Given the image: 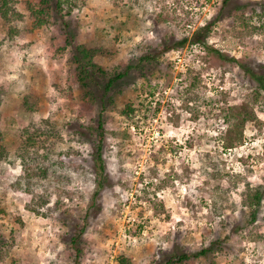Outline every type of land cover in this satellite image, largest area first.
Here are the masks:
<instances>
[{
    "label": "rangeland",
    "instance_id": "1",
    "mask_svg": "<svg viewBox=\"0 0 264 264\" xmlns=\"http://www.w3.org/2000/svg\"><path fill=\"white\" fill-rule=\"evenodd\" d=\"M70 1L71 39L51 4L40 24L26 7L38 0L0 17V264H164L213 241L182 264H264V195L255 219L245 202L248 189L264 193V92L253 101L255 83L210 51L264 71V0L220 11L222 0ZM213 17L206 48H172L110 92L99 187L85 127L102 104L80 87L72 45L98 48L101 94L109 76ZM25 128L43 133L31 156L45 174L18 158Z\"/></svg>",
    "mask_w": 264,
    "mask_h": 264
},
{
    "label": "trees",
    "instance_id": "2",
    "mask_svg": "<svg viewBox=\"0 0 264 264\" xmlns=\"http://www.w3.org/2000/svg\"><path fill=\"white\" fill-rule=\"evenodd\" d=\"M84 2V0H79ZM230 0H222V4L219 7V11L224 9L227 3ZM15 0H0V17L5 21L10 23L14 18V13L18 14L13 7ZM51 4L52 11L56 14L58 19H64L65 13L67 15L71 14V10L73 8L74 3L70 0H38L36 4H32L30 2L26 3V7L32 13L37 20V24L45 21V13L47 5ZM65 12V13H64ZM215 21V17L212 20L206 22V24L198 27L191 37H184L178 41L168 42L166 40L159 42L153 50H150L142 55H140L135 64L127 65L123 70L115 72L113 75L109 76L107 82L103 85L102 93L99 94L97 92V86L99 85L94 78L95 70L102 72V69L96 67L93 63L92 59L97 54L98 48L88 46L86 44H73L72 52L73 58L77 64L76 77L80 87L84 90L85 94H89L92 96V100H100L101 109L98 111L96 117L93 119L92 124L87 125L85 127L88 138H91L94 146L93 150V161L95 168L99 174L98 186L103 187V182L107 179L106 171H105V162L103 158V142H104V130H105V122L103 118L102 111L106 107V98L110 99V92L115 89V86L120 83V81H128L131 76V70L134 68L136 71L144 72V66L148 64H152L156 62L158 57H161L165 52L172 48H177L179 46H183L186 42H192L195 44H199L207 47L205 43V37L210 31L211 26ZM63 25L66 27L64 30L66 36L71 39L72 33L69 31V25L66 21L63 20ZM13 31V30H12ZM11 31V32H12ZM210 51H214L220 58L228 60L236 64L245 74L246 76L255 83V86L251 88V98L253 101L257 100L260 97V91L264 92V71H257L252 66L247 63L242 62L239 59L234 57H228L225 54L221 53L218 50L210 49ZM100 88V85H99ZM126 110H123V114L129 116L132 113L133 108L131 105L126 104ZM102 110V111H101ZM247 119V118H246ZM245 117L241 119L240 124H242L245 120ZM82 132V131H81ZM83 134V132H82ZM43 133L39 131L37 128H25L21 134V150L18 153V158L25 164H27L28 168L32 172H36L38 174H45L46 169L42 167V161L37 162L34 157L31 156V151L39 149L42 146ZM28 162L33 163L31 166ZM29 174V173H28ZM98 194V190L95 192V195ZM263 190L261 188L257 189H248L245 195V202L249 207H251V218L255 219L257 209L261 203L263 198ZM74 230V229H73ZM79 232V231H78ZM80 238V235H74L71 237V243L74 246L76 252H79V248L77 246V242ZM220 241H213L209 246L201 248L196 251H184L179 255H171L169 256L164 264H182L188 261H191L194 258H198L200 256H206L210 250L214 248L216 244H219ZM117 264H130L129 259L124 256L117 257Z\"/></svg>",
    "mask_w": 264,
    "mask_h": 264
}]
</instances>
